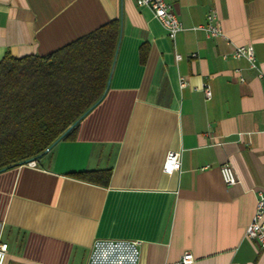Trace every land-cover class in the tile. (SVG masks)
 I'll return each instance as SVG.
<instances>
[{"label": "crops", "instance_id": "crops-1", "mask_svg": "<svg viewBox=\"0 0 264 264\" xmlns=\"http://www.w3.org/2000/svg\"><path fill=\"white\" fill-rule=\"evenodd\" d=\"M165 1L183 27L174 40L134 0H0V61L120 23L108 87L74 137L0 172L4 264H89L97 240L131 242L136 264H180L185 251L188 264H264L245 236L264 190V0ZM210 10L221 37L202 29ZM245 44L255 68L232 56ZM95 169L110 170L106 184L71 175Z\"/></svg>", "mask_w": 264, "mask_h": 264}, {"label": "trees", "instance_id": "trees-1", "mask_svg": "<svg viewBox=\"0 0 264 264\" xmlns=\"http://www.w3.org/2000/svg\"><path fill=\"white\" fill-rule=\"evenodd\" d=\"M119 36L120 23L111 20L47 55L3 56L0 172L36 160L58 140L74 137L79 121L107 89ZM71 175L106 184L110 170ZM89 264H136V248L128 241L97 240Z\"/></svg>", "mask_w": 264, "mask_h": 264}, {"label": "built area", "instance_id": "built-area-1", "mask_svg": "<svg viewBox=\"0 0 264 264\" xmlns=\"http://www.w3.org/2000/svg\"><path fill=\"white\" fill-rule=\"evenodd\" d=\"M138 6L149 7L153 13V16L162 24L165 28L167 36L174 40L176 35L183 29L180 20L174 12L172 5L165 0H134ZM206 36L208 37H221L223 31L217 21L214 10H210L206 16V23L202 26ZM232 56L234 58H244L248 61L251 68H255V56L254 49L251 44L237 45L233 48ZM176 58L179 59L180 55L176 54ZM186 81L184 78H179V85L184 86ZM202 90L205 98L211 97V91L207 84L203 85ZM29 163L35 164L34 161ZM180 169V152L169 151L164 159L162 170L166 173H172L173 171ZM219 172L223 182L226 185H231L236 182L235 172L231 165L225 163L220 165ZM245 236L249 239L257 241L259 246L264 250V190L257 192V198L255 202L254 214L246 227ZM8 252V244L5 241L0 240V264H4ZM193 261V255L189 251L183 252L180 258V264H188Z\"/></svg>", "mask_w": 264, "mask_h": 264}, {"label": "water", "instance_id": "water-1", "mask_svg": "<svg viewBox=\"0 0 264 264\" xmlns=\"http://www.w3.org/2000/svg\"><path fill=\"white\" fill-rule=\"evenodd\" d=\"M108 84H109V81L107 82V87H108ZM68 130H70V128H69ZM31 161H33V160H31ZM28 162H29V161H28Z\"/></svg>", "mask_w": 264, "mask_h": 264}]
</instances>
